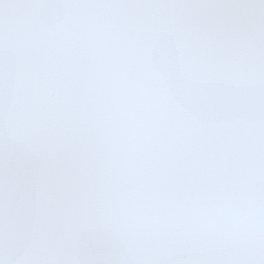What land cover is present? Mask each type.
I'll return each mask as SVG.
<instances>
[{
  "label": "snow or ice",
  "instance_id": "1",
  "mask_svg": "<svg viewBox=\"0 0 264 264\" xmlns=\"http://www.w3.org/2000/svg\"><path fill=\"white\" fill-rule=\"evenodd\" d=\"M0 264H264V0H0Z\"/></svg>",
  "mask_w": 264,
  "mask_h": 264
}]
</instances>
